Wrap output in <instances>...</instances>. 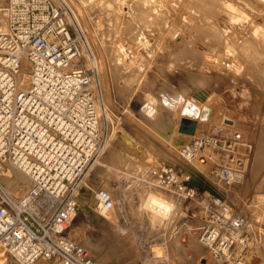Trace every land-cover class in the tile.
Segmentation results:
<instances>
[{
    "label": "rangeland",
    "instance_id": "1",
    "mask_svg": "<svg viewBox=\"0 0 264 264\" xmlns=\"http://www.w3.org/2000/svg\"><path fill=\"white\" fill-rule=\"evenodd\" d=\"M63 2L70 9V24L89 44L100 117L99 148L84 172L67 235L91 250L99 262L168 264L179 257L196 264L194 256L202 248L179 251L168 239L169 219L152 220L140 203L148 191L161 193L152 184V171L160 161L192 170L177 154L188 135L178 133L179 124L175 128L174 102L187 97L201 76L211 95V111L193 132L220 125L227 135L231 128L224 126V118H231L233 129L252 141L243 181L217 186L245 212V259L264 264V197H259L264 193V156L257 160L264 146V0ZM251 117L254 122L248 123ZM122 133L143 151L142 156L119 139ZM200 171L194 167L193 177L205 185L210 179ZM98 188L111 196V206L104 212L94 202ZM155 247L161 248L158 256Z\"/></svg>",
    "mask_w": 264,
    "mask_h": 264
},
{
    "label": "built area",
    "instance_id": "2",
    "mask_svg": "<svg viewBox=\"0 0 264 264\" xmlns=\"http://www.w3.org/2000/svg\"><path fill=\"white\" fill-rule=\"evenodd\" d=\"M69 20L63 0L0 3L1 264H118L99 262L67 235L84 172L100 143L89 44ZM211 129L193 132L177 150L192 170L160 161L152 184L189 222L167 229L179 251L200 246L196 264H250L243 254L245 212L217 185L243 181L252 141L233 128L227 135L218 126ZM194 167L209 177L207 184L195 181ZM16 174L27 186L12 191L3 179ZM94 202L105 209L112 203L103 188L94 192ZM168 264L187 263L173 257Z\"/></svg>",
    "mask_w": 264,
    "mask_h": 264
},
{
    "label": "bare ground",
    "instance_id": "3",
    "mask_svg": "<svg viewBox=\"0 0 264 264\" xmlns=\"http://www.w3.org/2000/svg\"><path fill=\"white\" fill-rule=\"evenodd\" d=\"M1 27H4V25H2ZM188 84H190V83L188 82ZM175 88L177 89V87H175ZM178 92L181 93L180 91H178ZM183 94H185V93H183ZM211 94H213V93H211ZM209 95L210 94L208 92V89L205 86V79L202 78L201 76L198 77V78H196V80L194 81V87L189 91V95L187 97H183V96L182 97H178L176 99V101L174 102L175 103L174 106H175V109H176V112H177L176 113L175 111H173V112L176 113V115H174V117L176 116L175 117L176 119L174 118L175 119V122H174L175 128L179 124L180 118H182V117H185V118H188V119L194 121V130H195V127H197V124L200 121L206 122L207 119L209 118V114H210V111H211V107L208 104V97H209ZM173 99H175V98H173ZM148 100H150L152 102L151 99H148ZM145 103H146V101H145ZM172 103H173V101H172ZM172 103H171V105H172ZM153 105H155V104H152V106ZM156 107L157 106H155V108ZM168 108L170 109V107H168ZM97 109H99L98 106H97ZM144 109H145V111H146L147 114L151 115L152 112H151V110L148 107H146ZM159 109L160 108H158V110ZM171 109L173 110V108H171ZM171 109H170V112H171ZM98 112H99V110H98ZM161 112H162V110H161ZM170 112H168V113H170ZM173 112H171V114ZM157 113H159V112H157ZM157 116H159V115H157ZM153 117H155V116H153ZM156 118L158 119V117H156ZM224 120H225V122H224L225 125L224 126H228L229 128L235 127V121H233V119H231V118H224ZM218 126H220V125H218ZM175 128H173V129H175ZM178 133L185 134V135L190 136L189 134L183 133L181 131L178 132ZM118 137L135 154H137L138 156H142L143 155V151H141L137 147V145L134 144V142L132 141V139L129 138L126 134H123V133L122 134H119ZM260 147H261V149H259V151L257 152V154H258V159L257 160H259L260 158H262L264 156V146L261 145ZM209 162H211V159H209L207 161V163H205L204 165H202L203 169H206L207 168V166L209 165ZM137 166H140V164L138 163ZM204 166H205V168H204ZM199 178H200V182H201V177H199ZM260 183H261V181H260ZM3 184L9 190H12V191H15L16 189L20 190L23 187L27 186L26 185L27 182H26L25 178H23L19 174H16L15 177H13V178H7V177H5L3 179ZM262 184H260L261 187H262ZM161 193H162V191H161ZM161 193L160 192H155V191H152L151 190V191H148L145 194V196L142 198L140 205H141V208H144L145 209L146 215L148 217H150L152 220H155V221L156 220H159L161 216H162V218H168L169 219L168 229L171 228L172 225H175L177 227H188L189 226V222H187L185 220H180L177 217V214H176V210L177 209H176V207L175 206L172 207L171 202L167 199V196L165 194H161ZM259 197L260 198H263L264 197V193L261 194V195H259ZM104 209L105 208L100 207L101 212H104ZM156 224L157 223L155 222L154 225H156ZM160 249H159V247H155V250H154L155 256L160 255V252H161ZM1 262H2V258L0 257V264H1ZM38 264H47V262L44 261V260H40Z\"/></svg>",
    "mask_w": 264,
    "mask_h": 264
},
{
    "label": "water",
    "instance_id": "4",
    "mask_svg": "<svg viewBox=\"0 0 264 264\" xmlns=\"http://www.w3.org/2000/svg\"><path fill=\"white\" fill-rule=\"evenodd\" d=\"M178 130L187 134H192L194 131V121L185 117L180 118Z\"/></svg>",
    "mask_w": 264,
    "mask_h": 264
}]
</instances>
